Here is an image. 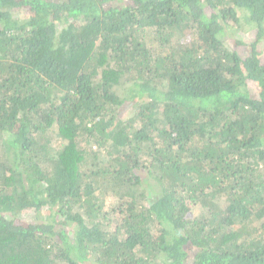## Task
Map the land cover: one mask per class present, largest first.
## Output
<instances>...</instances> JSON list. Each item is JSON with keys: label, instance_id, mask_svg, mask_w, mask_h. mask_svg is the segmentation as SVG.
Wrapping results in <instances>:
<instances>
[{"label": "trees", "instance_id": "trees-1", "mask_svg": "<svg viewBox=\"0 0 264 264\" xmlns=\"http://www.w3.org/2000/svg\"><path fill=\"white\" fill-rule=\"evenodd\" d=\"M0 264H264V0H0Z\"/></svg>", "mask_w": 264, "mask_h": 264}, {"label": "rangeland", "instance_id": "rangeland-1", "mask_svg": "<svg viewBox=\"0 0 264 264\" xmlns=\"http://www.w3.org/2000/svg\"><path fill=\"white\" fill-rule=\"evenodd\" d=\"M110 200L111 199L107 200V208L111 205ZM19 219L30 222L33 219V214L31 212L22 213Z\"/></svg>", "mask_w": 264, "mask_h": 264}]
</instances>
